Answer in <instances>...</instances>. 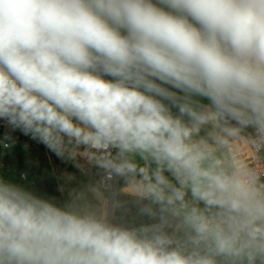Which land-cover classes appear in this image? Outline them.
Segmentation results:
<instances>
[{
    "label": "clouds",
    "instance_id": "1",
    "mask_svg": "<svg viewBox=\"0 0 264 264\" xmlns=\"http://www.w3.org/2000/svg\"><path fill=\"white\" fill-rule=\"evenodd\" d=\"M0 122L107 178L70 210L0 177V264H264V195L209 163L264 141V0H0Z\"/></svg>",
    "mask_w": 264,
    "mask_h": 264
},
{
    "label": "rangeland",
    "instance_id": "2",
    "mask_svg": "<svg viewBox=\"0 0 264 264\" xmlns=\"http://www.w3.org/2000/svg\"><path fill=\"white\" fill-rule=\"evenodd\" d=\"M249 131V130H248ZM34 141L40 142L38 139ZM49 150V149H48ZM50 153L54 156L57 168L56 178L59 183V189L64 199V208L70 210H88L98 204L93 198V182L103 171L97 169L95 166L89 164L82 156H77L75 161H69L67 158H58L51 150ZM7 157V156H6ZM5 164H8L7 158ZM229 154L227 150H222L216 145V150H212V158L210 164L216 166L217 170L222 171L219 165L228 159ZM73 163L80 167H73ZM20 173L19 171H17ZM69 174V176L63 174ZM121 209H117L116 216H121ZM144 215L136 216L135 212L124 216L123 220L127 222H139L143 220ZM151 221V220H150ZM152 222V221H151Z\"/></svg>",
    "mask_w": 264,
    "mask_h": 264
},
{
    "label": "crops",
    "instance_id": "3",
    "mask_svg": "<svg viewBox=\"0 0 264 264\" xmlns=\"http://www.w3.org/2000/svg\"><path fill=\"white\" fill-rule=\"evenodd\" d=\"M250 131L245 130L241 132L238 136L236 137H228L225 139L224 143L218 144L217 146L221 148L222 150H227L229 157L228 159L226 158L224 162H222L219 165V168L222 170V166L230 161V156L231 153L229 149L231 148L232 151L236 149L238 151L239 145L242 144L240 139H238L239 136H244L245 134L249 133ZM17 146L19 147L20 150V161L24 165H29L33 167H39L43 165V171L41 173V178H48L51 176H54L56 178V173H57V166L55 164L54 156L50 153L48 148L41 142L34 141L31 137H27L23 140H21ZM211 150H216V145L212 146ZM239 152V153H238ZM234 152L236 155L242 153L241 151ZM7 156V157H6ZM4 157L7 158V163L6 159L4 161ZM244 158V157H243ZM57 167V168H56ZM59 169V168H58ZM67 176L69 174L63 173ZM0 177L12 181L21 187L31 191L34 193V189L31 186V183L25 178V176L21 173H18L16 169L12 165V160L9 156L8 149H1L0 150Z\"/></svg>",
    "mask_w": 264,
    "mask_h": 264
},
{
    "label": "built area",
    "instance_id": "4",
    "mask_svg": "<svg viewBox=\"0 0 264 264\" xmlns=\"http://www.w3.org/2000/svg\"><path fill=\"white\" fill-rule=\"evenodd\" d=\"M0 126L8 129L10 133L15 132L11 131L4 122H0ZM241 138L245 139L248 155L243 158L240 155H236L230 148V161L222 166V171L226 174L237 176L253 190L264 195V141L259 140L251 132L238 137V139ZM9 146V143L0 141V150L2 148L8 149ZM106 179L105 174L102 172L95 178L93 189L100 188L101 191H104L101 183L106 181ZM116 183L118 184L119 181Z\"/></svg>",
    "mask_w": 264,
    "mask_h": 264
},
{
    "label": "trees",
    "instance_id": "5",
    "mask_svg": "<svg viewBox=\"0 0 264 264\" xmlns=\"http://www.w3.org/2000/svg\"><path fill=\"white\" fill-rule=\"evenodd\" d=\"M27 137L31 136L22 135L18 130L10 133L8 129L0 126V141L2 143H9L10 146L8 148V152L12 160V165L16 169V171H19L21 174H23L25 178L31 183V186L34 189L33 194L42 199L48 200L57 206L64 207V199L59 189L57 178L51 176L42 179L41 173L43 171V165L39 167H33L24 165L20 161V150L17 144ZM131 223L139 225L151 223V221L149 220L147 214H145L143 220Z\"/></svg>",
    "mask_w": 264,
    "mask_h": 264
},
{
    "label": "bare ground",
    "instance_id": "6",
    "mask_svg": "<svg viewBox=\"0 0 264 264\" xmlns=\"http://www.w3.org/2000/svg\"><path fill=\"white\" fill-rule=\"evenodd\" d=\"M240 141L242 142L241 145H239L240 148H238V151H241L242 153L238 154L242 157H246L248 155L247 151H246V142L244 138H241ZM236 149L234 150V152H238ZM239 153V152H238Z\"/></svg>",
    "mask_w": 264,
    "mask_h": 264
}]
</instances>
